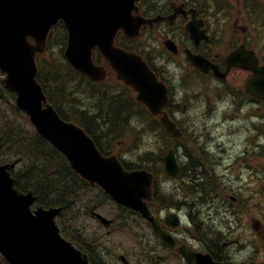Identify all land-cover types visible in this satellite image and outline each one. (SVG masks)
Here are the masks:
<instances>
[{"label": "water", "instance_id": "95a60500", "mask_svg": "<svg viewBox=\"0 0 264 264\" xmlns=\"http://www.w3.org/2000/svg\"><path fill=\"white\" fill-rule=\"evenodd\" d=\"M133 1L0 0V70L7 73L4 83L16 93L17 107L29 116L38 133L66 156L78 175L100 185L117 203L151 219L144 200L151 198L152 175L145 171L126 172L115 156H101L80 128L62 121L46 104L34 79V56L44 49L50 26L63 19L69 32L64 54L72 67L94 81L103 80L106 72L92 62V50L97 48L117 79L137 92L136 100L153 115H159L167 132L178 137L179 131L164 112L168 98L163 83L139 57L113 45L119 29L132 37L143 23L139 18L137 23H131ZM190 35L194 36L193 32ZM167 46L172 48L169 43ZM189 60L206 71L208 64L202 58L192 56ZM228 61L244 69L249 67L255 75L262 74L263 69L257 68L251 53L235 51ZM12 166H0V252L12 264H87L84 255L58 236L53 217L59 210L39 207L35 215L31 214L29 206L34 198L31 193L24 195L13 189L6 171ZM164 168L172 176L178 172L172 151L164 158ZM96 216L106 226L110 224ZM152 222L165 238L158 223Z\"/></svg>", "mask_w": 264, "mask_h": 264}, {"label": "flooded vegetation", "instance_id": "af4514ba", "mask_svg": "<svg viewBox=\"0 0 264 264\" xmlns=\"http://www.w3.org/2000/svg\"><path fill=\"white\" fill-rule=\"evenodd\" d=\"M214 7L213 5L207 10L196 4H184V13L176 14L171 22L168 21V17L173 10L169 4L159 6L157 10L163 19L160 27L162 31L169 32L176 27L177 32L173 34V38L183 52L188 50L203 55L216 65L217 73H223V77H219L213 70L206 74L196 72L199 77L210 80L213 96L221 100V105L227 104L230 112L235 115L242 114L243 119L239 118L237 122L243 121L245 124L241 143L237 144L235 151L228 156L227 164H222V175L216 174L217 166L211 161V154L207 150L203 149L202 152L197 149V158H194L188 151L184 152L183 142L178 146L181 178L191 182L194 191L178 197L176 209L172 211L179 219L175 225L169 217L171 212L167 208L162 211L164 213L160 218L162 227L173 239L174 249H171L166 242L160 243L161 256L153 257L152 260H161V264H187V260H196L193 264H235L233 257L241 252L244 253L241 261L243 263H264L262 261L264 260V223L261 218L260 203V200H264L262 190L249 194L226 193L227 188L223 184V181L229 184L264 183V100L248 91L247 82L252 76L250 72L237 67L226 69L227 53L241 44L252 49L251 39L245 28L239 24L240 16L236 17L232 26L234 29L239 28L241 33L226 37V46L223 50L227 53L222 52L219 27L212 12ZM190 10H194L196 19L203 21V27L209 35L208 39L198 37L196 43L194 38L185 35L183 28L192 16ZM219 26L227 34L228 21H221ZM256 55L259 64L264 65V56L260 52ZM148 59L152 60V55L149 54ZM223 98L225 103L222 102ZM219 105L209 104L210 112L217 113ZM181 129V137L184 139L187 131L182 127ZM194 145L201 146L195 142ZM190 169H194L191 174H189ZM216 182L221 185L219 191L215 189ZM251 211H256L249 220L251 239L238 242L235 240L236 234L243 229L245 217ZM217 224H223L226 233L217 230ZM177 247H182L183 253H178Z\"/></svg>", "mask_w": 264, "mask_h": 264}, {"label": "trees", "instance_id": "16d2710c", "mask_svg": "<svg viewBox=\"0 0 264 264\" xmlns=\"http://www.w3.org/2000/svg\"><path fill=\"white\" fill-rule=\"evenodd\" d=\"M211 4L214 5L213 2ZM54 37L59 41L60 48L56 54L51 52L49 58H39L38 81L48 101L62 118L81 126L102 154L112 153L114 144L118 141L133 139L139 134L140 128L135 126L133 121L148 119L151 123L156 122L147 117L146 109L136 102L129 88L115 81H112L113 85L107 81L92 82L75 72L63 56L66 42L64 28L59 27ZM49 39H53L52 35ZM97 60H100V56H97ZM89 93L95 95L96 99L91 100L93 103L89 105L83 104L84 99L91 98ZM8 97L12 96L4 91L0 82V104ZM11 108L17 116L24 118ZM155 127L164 133L158 123ZM165 151L166 148L160 154H154L147 149L138 155L137 164L124 162L123 165L127 169L147 168L156 174L161 172L160 166ZM12 160L20 162V166L11 172L15 187L23 192L32 191L37 203L43 207H61L58 222L63 233L78 248L88 252L81 246L83 232L72 219L78 215L75 206L91 188L71 170L59 152L26 123L8 115L0 106V161ZM193 170L190 169L189 174ZM187 189L192 191V186ZM156 197L160 199L159 195ZM0 264L7 263L0 257Z\"/></svg>", "mask_w": 264, "mask_h": 264}, {"label": "rangeland", "instance_id": "374dc122", "mask_svg": "<svg viewBox=\"0 0 264 264\" xmlns=\"http://www.w3.org/2000/svg\"><path fill=\"white\" fill-rule=\"evenodd\" d=\"M158 1L161 3L160 6H163L164 3L168 4L170 0ZM255 29L256 32L250 35V43L261 54H263L259 46L261 44L264 48V26H255ZM176 32V27H173L169 30V36H172ZM164 38L165 33L155 34L150 39L147 50L151 52L153 61L158 69L164 73L174 87L175 108L172 112L175 111L174 117L180 122L181 127L187 131L185 138L181 140L180 143H184L186 151L193 154V156H190L194 158H197V153L195 152L196 146L194 145V142L195 144H200L201 147L210 152L211 161H213V163L217 166L216 174L222 175V164H227L228 156L235 151L236 145L241 143L242 130L244 129L245 124L243 121H237L239 118L243 119V116L242 114L235 115L230 112L227 104L221 105V100H219L217 96V98L213 96L210 81L199 77L193 68L184 63L182 58H174L166 54L162 46ZM59 48L60 45H57L56 49L59 50ZM103 65H105L104 68H108L105 63ZM1 76L2 75L0 74V77ZM110 85H113V83ZM89 96H91V98L84 99L82 101L83 104L89 105L93 103L91 100L96 99V96L92 93H89ZM222 102L225 103L224 98ZM209 104H220L218 112L212 114L210 112ZM133 124L135 126H139L142 131H140L131 142H120V145L115 148L116 150H114V152L119 154L120 157L133 161L136 157H138V155L147 151V149H155L159 151L161 147H167L169 145H172L171 148H173L176 152L178 142L177 144L172 143L169 138L154 131V127L148 126L146 120H139V122L135 120L133 121ZM178 155L179 152L177 151V157ZM210 174L212 175V173ZM225 182H227V180H225ZM178 184L179 181L163 182L161 179V181H158L160 188L159 191L171 193L174 188L178 186ZM223 184L231 193L249 194L256 191H264V183L257 184L254 182H242L238 184H229L224 183L223 181ZM218 187L220 186H217V191H219ZM230 189L236 190L237 192H232ZM175 192L181 196L182 192L180 189L176 188ZM96 194H98L97 190H95L93 196H96ZM97 200H101V198H97ZM85 203V199L77 203L75 209L77 210L76 214L78 213V215L73 218L72 221L82 227V232L85 234L86 241L92 244L93 251L102 261V264H121L117 259V255L120 253L118 250H124L126 257L133 264H156L155 262L157 260H144L145 248L148 245L154 253L151 254L152 258H159V255L161 256V251L153 248V246H156L157 243L156 241H152L150 239L149 229L144 224L133 225L132 222H127L125 231L122 230L123 234L115 233L114 230H111L109 237L103 239L102 226L99 225L95 218L90 216V214H85ZM260 203L262 206L261 218L264 219V200H260ZM97 212L106 218L114 220L117 210L114 209L113 204L101 202V207H97ZM255 213L256 211H251L245 217L243 229L236 234V241L242 242L251 239L249 220L255 215ZM160 214L162 216L164 215V213ZM217 230H222L226 233L225 226L223 224H217ZM96 238L98 239V242H96ZM241 261L239 264H250L243 263ZM262 261L264 262V260Z\"/></svg>", "mask_w": 264, "mask_h": 264}, {"label": "clouds", "instance_id": "9594fccd", "mask_svg": "<svg viewBox=\"0 0 264 264\" xmlns=\"http://www.w3.org/2000/svg\"><path fill=\"white\" fill-rule=\"evenodd\" d=\"M244 257V253H237L236 255H234L233 260L235 262V264H239V262L243 259Z\"/></svg>", "mask_w": 264, "mask_h": 264}, {"label": "bare ground", "instance_id": "6f19581e", "mask_svg": "<svg viewBox=\"0 0 264 264\" xmlns=\"http://www.w3.org/2000/svg\"><path fill=\"white\" fill-rule=\"evenodd\" d=\"M95 110H96V109H95ZM170 143H171V142H170ZM172 143H174V142H172ZM172 143H171V144H172ZM184 152H185V151H184ZM203 208H204V207H203ZM194 216H195V215H194ZM199 224H200V223H199ZM197 226H198V225H197Z\"/></svg>", "mask_w": 264, "mask_h": 264}]
</instances>
